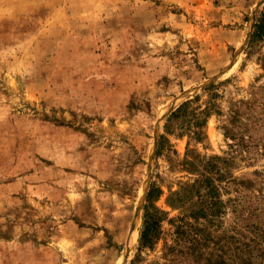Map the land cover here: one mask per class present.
Listing matches in <instances>:
<instances>
[{
  "label": "rangeland",
  "instance_id": "1",
  "mask_svg": "<svg viewBox=\"0 0 264 264\" xmlns=\"http://www.w3.org/2000/svg\"><path fill=\"white\" fill-rule=\"evenodd\" d=\"M263 10L0 0V264H228L248 216L233 200L264 210V38L252 40ZM235 110L247 126L235 130L263 149L234 153L237 186L222 182L221 214L197 223L193 185L203 163L233 155L224 126ZM151 186L162 221L141 249ZM192 224L205 229V259L188 250Z\"/></svg>",
  "mask_w": 264,
  "mask_h": 264
},
{
  "label": "trees",
  "instance_id": "2",
  "mask_svg": "<svg viewBox=\"0 0 264 264\" xmlns=\"http://www.w3.org/2000/svg\"><path fill=\"white\" fill-rule=\"evenodd\" d=\"M262 38H264V10L255 26L252 40L256 41ZM222 114V112H218V115ZM173 115L175 116L176 113ZM241 119L242 116L240 112L235 110L233 111V116H229V119L226 120V125L224 126L226 137L233 141V143L230 144V147L234 148L233 155L230 157L215 156L203 163L202 172L199 174L198 179L193 185V192H196L200 199L198 207H195L191 214V217L197 223H200L202 220L212 222L221 214L222 204L220 198L222 193V182L226 181L228 184H234L237 186L235 177H233V174L228 170L231 165L236 163L238 157L236 155L240 154V156H242L243 153L244 155H248L251 154L253 150L261 151L264 147V145L261 147V142H263L261 138L257 139L251 136L246 140V136L242 130L247 126L240 122ZM238 122L243 126V128L238 127L239 129H242L241 131L235 130ZM253 125L261 128L258 118H254ZM234 153H236V155H234ZM261 174L262 173L259 174V172H257V175ZM247 183L248 182H242V184L239 185H246ZM246 188L248 187L246 186ZM203 190L204 192H202ZM160 195L161 190L155 186H151L146 197L147 204L144 209L143 227L140 231L141 249L144 247H151L158 239L162 220L158 215L159 210L155 207V201L159 199ZM263 200L264 199L259 198L258 204L262 203ZM233 205L234 212H237L238 214L240 213L241 216L239 218L243 219V221H245V218L242 214L243 212H247L246 209L248 210V216L246 218L247 222L245 223V231H240L238 225L234 227V233L230 237L231 253L228 259V264H264V210L258 207L260 205L255 208L253 202L241 204V202H237L236 199L233 200ZM204 232L205 229H199L194 226V224L191 225L188 232H184L187 233L186 237L191 243V247L188 249L189 252H195L200 260L205 259L204 254H201L200 250L207 246ZM206 261L210 264H225L223 257H220L215 263L212 259H206Z\"/></svg>",
  "mask_w": 264,
  "mask_h": 264
},
{
  "label": "bare ground",
  "instance_id": "3",
  "mask_svg": "<svg viewBox=\"0 0 264 264\" xmlns=\"http://www.w3.org/2000/svg\"><path fill=\"white\" fill-rule=\"evenodd\" d=\"M137 238H138V231H136L135 236H134V239H137Z\"/></svg>",
  "mask_w": 264,
  "mask_h": 264
}]
</instances>
